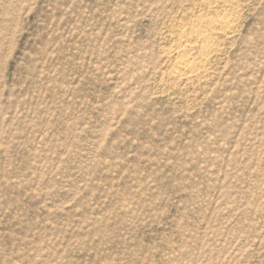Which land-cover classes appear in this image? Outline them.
Wrapping results in <instances>:
<instances>
[{"label":"rangeland","instance_id":"obj_1","mask_svg":"<svg viewBox=\"0 0 264 264\" xmlns=\"http://www.w3.org/2000/svg\"><path fill=\"white\" fill-rule=\"evenodd\" d=\"M0 264H264V0H0Z\"/></svg>","mask_w":264,"mask_h":264},{"label":"bare ground","instance_id":"obj_2","mask_svg":"<svg viewBox=\"0 0 264 264\" xmlns=\"http://www.w3.org/2000/svg\"><path fill=\"white\" fill-rule=\"evenodd\" d=\"M221 24H224V21H222ZM193 35H195V36L200 35V31L199 30H195L193 32ZM189 49H191V48H188L187 50H189ZM182 58L183 59H181L180 63L177 65V67L174 70V72H175V74L177 76H179V75H184V76L187 75V76H189V75H191L194 72V67L192 66L194 64H191V62H189V60L186 59L185 57H182Z\"/></svg>","mask_w":264,"mask_h":264}]
</instances>
